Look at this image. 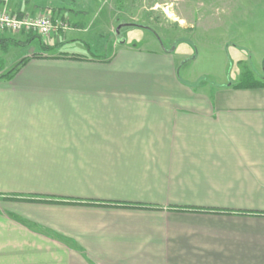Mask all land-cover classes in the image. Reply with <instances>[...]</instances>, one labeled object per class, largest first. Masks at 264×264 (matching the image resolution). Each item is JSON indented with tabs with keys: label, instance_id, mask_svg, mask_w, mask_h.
<instances>
[{
	"label": "crops",
	"instance_id": "crops-1",
	"mask_svg": "<svg viewBox=\"0 0 264 264\" xmlns=\"http://www.w3.org/2000/svg\"><path fill=\"white\" fill-rule=\"evenodd\" d=\"M85 44L0 78V264H264V87H234L251 55L203 88L166 48Z\"/></svg>",
	"mask_w": 264,
	"mask_h": 264
},
{
	"label": "rangeland",
	"instance_id": "rangeland-1",
	"mask_svg": "<svg viewBox=\"0 0 264 264\" xmlns=\"http://www.w3.org/2000/svg\"><path fill=\"white\" fill-rule=\"evenodd\" d=\"M43 1H49L52 5L56 2L61 10L65 7L67 12L56 13V5L43 4L37 13L28 15L60 19L67 28L48 37H42L33 32L19 34L9 31L0 32V37L11 38L18 43L15 46L11 45L6 51H3L0 46L2 62L0 75L11 70L26 56L29 58L35 55L52 56L63 52L70 56L80 55L68 53L73 52L72 47L47 51L43 49V46H54L59 42L69 44V41L73 43L76 41L78 48L83 50L87 47L86 41L90 50L88 49V52L84 50L83 53L90 58L104 57L108 60L117 49L124 45L121 43L124 40L127 45L139 46L143 50L166 48L169 52L177 54L178 58H184L178 64L181 69L180 76L183 80H187V75L192 76L195 81H199L196 85L198 87L204 88L207 84L216 86L223 84L225 80L236 82L238 79L235 76V70L238 60L243 59V52L247 56L251 55V58L242 61L240 65L250 68L257 79H264V30L261 34L254 32L251 35L252 27L245 26L244 28L249 30L244 29L243 34V23H247V20L250 22L255 18H262L264 23V0H234L232 2L215 0L210 3L185 0ZM212 4L217 5L219 9L208 8V5ZM243 7L258 9L253 14H243ZM224 8H235L237 12L242 10V13L233 14L230 17L220 10H225ZM206 9L212 12L201 15L202 10L206 11ZM201 16L205 18L199 23ZM122 23L143 27L126 26L117 31ZM232 44H237L241 52H236ZM205 88L207 90L208 86Z\"/></svg>",
	"mask_w": 264,
	"mask_h": 264
},
{
	"label": "built area",
	"instance_id": "built-area-1",
	"mask_svg": "<svg viewBox=\"0 0 264 264\" xmlns=\"http://www.w3.org/2000/svg\"><path fill=\"white\" fill-rule=\"evenodd\" d=\"M7 2L9 0H0ZM67 27L60 19H52L49 16H19L7 9L0 10V32L12 33H37L42 37L64 30Z\"/></svg>",
	"mask_w": 264,
	"mask_h": 264
},
{
	"label": "trees",
	"instance_id": "trees-1",
	"mask_svg": "<svg viewBox=\"0 0 264 264\" xmlns=\"http://www.w3.org/2000/svg\"><path fill=\"white\" fill-rule=\"evenodd\" d=\"M22 16V15H20ZM30 37H34L33 35H29ZM29 37V40L31 39ZM30 42V41H28ZM18 43L15 42L14 39L11 38H2L0 37V46L3 51H6L11 45H17ZM60 45V44H59ZM43 46V49L47 51H55L59 50L58 46ZM62 46V45H61ZM38 56L35 55L32 58H37ZM29 57H24L15 67H13L8 72L4 73L0 76L1 79H11L22 67H24L27 62L32 59ZM2 69V62L0 61V70ZM235 88H241V89H250V88H258V87H264V79H257L253 73V71L248 67H243V71L239 77V80L234 85Z\"/></svg>",
	"mask_w": 264,
	"mask_h": 264
},
{
	"label": "water",
	"instance_id": "water-1",
	"mask_svg": "<svg viewBox=\"0 0 264 264\" xmlns=\"http://www.w3.org/2000/svg\"><path fill=\"white\" fill-rule=\"evenodd\" d=\"M126 26L143 27V26H141V25H137V24L122 23V24H120V26H119V28H118L117 31H119L120 28H122V27H126ZM117 34H118V32H117ZM121 43H125V41L123 40Z\"/></svg>",
	"mask_w": 264,
	"mask_h": 264
}]
</instances>
